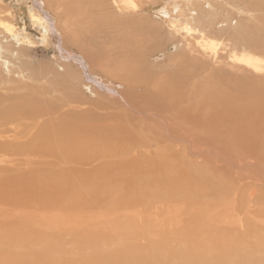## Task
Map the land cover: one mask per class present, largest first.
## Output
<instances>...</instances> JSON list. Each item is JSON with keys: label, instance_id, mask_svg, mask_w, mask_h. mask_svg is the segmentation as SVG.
I'll return each mask as SVG.
<instances>
[{"label": "rangeland", "instance_id": "374dc122", "mask_svg": "<svg viewBox=\"0 0 264 264\" xmlns=\"http://www.w3.org/2000/svg\"><path fill=\"white\" fill-rule=\"evenodd\" d=\"M52 1H54L55 6L53 10H51V14L53 15V21L51 23H54L56 25H64L63 22L67 21V24L62 28V34H60L62 39L60 41L64 42L65 39L67 40V37L65 36L72 32L73 38L70 42L74 45L71 46L69 45V43L67 44L69 51H75L80 53L81 55L83 53L87 54L88 56L91 55L89 57L97 59L100 62H108L111 64V69L114 68L112 66V62L110 61V56L112 54L111 49H114L115 47L123 46V49L126 51H122L123 53L130 52L131 55H135L132 57H130L129 55L131 59L129 57L128 58L130 61L132 60V62L127 60V63L123 61L124 58H122L121 56L114 57L118 59L120 58L118 62L122 64H128V62L131 64L133 63L134 59V64H132V66L130 65V67L135 68L134 70L138 74L140 73V76H145V74L155 76L159 75V73L164 75L163 73L168 71L171 67L175 66L173 69L178 68L186 57V50L188 49V47H191V51L188 54L189 59L197 60L199 62H204V60L206 59L205 61H209L208 64L210 63V65H213L210 66L206 62L207 67L205 68L204 72L215 74L219 72L222 75H229L232 73L233 69V75L241 74V76L243 75V78L246 75L245 81L251 79V82H253L251 85H253L255 82V86L256 83H259L258 80H256L257 77L255 76L258 75L259 79V77L264 73V69L262 70V72H257L254 69L245 66V64H239V57L251 56L252 58L260 60L262 62L261 66H264L263 54L252 51L250 52V50L244 48V44H235L233 38L230 35L233 32H235L236 35H244L245 32V34L247 35L246 31L248 25L253 24L254 19L259 18L261 15L264 18V13L260 12L259 10L256 11V8H254V12L250 10L251 8H247L248 10H245L246 7L243 5V3L241 4V0H232L237 2L235 4H230L231 0H229V2L224 0L225 3L222 0H218V3H216L217 0H213L210 6H208V3L210 1L201 0L200 2L203 5L201 3H197V6L200 5V9L201 7H203L202 12H204L202 13L199 10L201 14L199 13L197 15V13H195L199 22H196L197 20L195 21L191 19L187 21L184 17L180 16L179 10L173 11V8L171 7V5H169L170 0H125L126 3L124 5L126 6L121 5V8H124L129 12H133L134 9L136 10L137 6H140L142 10L140 14L133 13V17H127V19L126 17L124 18V16H122V18L120 15L118 17L116 16V14H114H118V12L112 11V0H108L107 2L106 0H96V2L100 4V6L95 2V0ZM117 1L119 2L120 0ZM255 1V3L264 4V0ZM30 2L31 0H0V98H3V101L1 100L2 104L7 106L11 105L12 98L13 100H15L19 97V93L20 95H22L27 93V91L31 92L35 99H44L45 97H47L48 99L52 98L55 95L53 89L57 91V87H60L62 84L66 85V77L65 74L61 72V65L64 67L66 65L68 67V64L75 65V69L77 71H81V65H79L75 59H66L67 57L62 52L60 55L59 51H57V49L55 48V45L52 41L53 39L51 37L45 38V31L43 30V28L35 25L31 17ZM221 2H223L224 6H221ZM58 3L60 4V6L58 5ZM88 4L90 5L88 6ZM96 4L102 9L96 6ZM106 4L109 5L107 6ZM214 5H216V7H214ZM106 6L110 9H107ZM92 8H95V10L92 11ZM182 8L184 9L183 6ZM107 10L112 16L113 22L110 21L111 16L108 14ZM205 10L206 12L207 10H209L207 12V15L205 13ZM213 10L215 14H213ZM92 12H94V14L92 15L95 16V18L93 17L94 21H96V23L99 25L101 24L99 26L100 30L104 29V23H106L104 24V26L107 27L108 24L114 25L117 23L114 22L115 18L121 20V22L123 23L122 29L126 30L128 28L126 30L127 34L126 32L124 34L125 36H122L121 34V36L123 37L122 39H119L121 42H106L100 36L93 37L88 34V30L86 29L89 27L88 23L92 26H95V23L92 22V19H89L91 18L89 17V15H91ZM233 12H236V14ZM78 14H81L82 18H84V15H87L88 18L86 17V19H82L78 16ZM208 15L210 16L209 18ZM211 15H214V17L212 18ZM232 15L234 17H232ZM98 16H100V18L104 16L105 20L102 19L104 20V23L102 20H99L100 18ZM262 16L260 18H262ZM138 17H140V19ZM198 17H200L201 20ZM249 17H252L251 19L253 20H250ZM210 18L214 20H209L207 22V20ZM231 18H233L234 21H232L233 19ZM137 19L143 20L138 21ZM242 20L244 23L242 22ZM248 20H250V22ZM109 21L111 23H109ZM239 22H242L243 24ZM171 23H173L172 25L176 27H172ZM112 25H110V29H114ZM120 27L121 26H119V28ZM92 28L94 30L97 29L95 27ZM64 31L65 36L63 35ZM174 31H180L181 34H175L173 33ZM211 31L214 33H212ZM221 32L223 34H221ZM209 33H212V35L210 36ZM12 34L14 35L11 36ZM189 39L191 41L190 44L188 42ZM122 40H124V42ZM203 45H206V47L204 48ZM238 47H240V49ZM80 48L82 49V53L80 52ZM9 51H14L13 55ZM87 51H89V54ZM205 51H210V53H207V55ZM55 52L57 53V55H55ZM122 52L120 53L123 54ZM177 52H179V54ZM18 54L20 56L17 57ZM234 54L237 55V61L233 56ZM209 57H211L212 60ZM175 58H177V60ZM201 59L204 60L201 61ZM213 60L217 62H214ZM3 61L6 62L5 66L11 68L13 72L9 74V71H6L5 68L2 67ZM66 61L68 62V64L66 63ZM221 61L223 63H221ZM234 62H236V64ZM19 64H21L23 72L20 71L21 68L19 69ZM15 65L17 66L15 67ZM186 65H189V63L187 62ZM230 65L234 66L232 67ZM146 66L148 69H146ZM130 67L129 69L132 70V68ZM149 68L151 71L149 70ZM161 68L164 70V72H162L163 70ZM142 69H145V72L143 71L144 73L142 72ZM243 69L245 70V72L243 71ZM239 70H241V73L238 72ZM227 72L231 73L228 74ZM57 73L60 76L58 82L54 77ZM247 75L252 78L247 79ZM241 76L238 75L237 78ZM242 77L241 79L239 78V80L244 81L242 80ZM263 78L264 77L262 76L260 77L259 81H261L258 87L251 85L248 86L252 90L247 88V84L242 83L240 85H237L239 86L237 87V92H240L239 89L241 90V92L243 90L246 92L247 89L249 90V92L250 90L252 92L254 88L264 89V84H261L264 83ZM202 79L203 77L198 79V81L200 86H202L203 88L206 85L201 83ZM84 83H86V81H84ZM239 83L241 82H238V80H236L235 84ZM104 87H106L105 89L108 90L107 88L109 87V85L106 84ZM104 87L102 89H104ZM244 87L246 88V90L244 89ZM218 88L220 89V86L215 87L214 89ZM97 90L107 96V104L105 103V105H107V108L110 107V109L107 111L108 113L110 112V110L114 112L118 109L116 108L117 105L109 106L113 104V102L111 101V103L110 100H113L112 98L115 95H110L111 92H104L102 90H99L98 88ZM203 90L204 93H208L209 91H211L209 89ZM92 98L94 97L92 96ZM119 112L123 115L120 110L118 112L116 111V113ZM110 122H112V124L115 123V121L109 120V122L106 121L105 124H110ZM262 144L263 147L261 148V152H257L254 155V158L259 161L257 162V160L252 159L253 163H257V167L253 164H250L251 166L244 165V167L242 165L241 168L237 167L235 164H237L236 160L239 155L234 148L227 147V145L223 141L220 142L216 139V141L213 140L211 142L209 138H206L201 146L192 149L193 153L189 155L190 157L187 159L186 164H170V166L168 165L166 167L165 165L167 164L164 165V163H167L169 159L166 158L165 155L163 156V158H158V155L153 154L158 159L153 158L154 156L152 155L148 156V158L150 157L149 159H154L155 162L150 165L151 168H148L150 166H147V168L146 166H143L147 174H144V168L142 166L141 171V168L138 167V164H134V169L132 168V165L122 166V164H116L115 167L114 165H109V167L106 168L103 164L98 163L100 162L99 160L98 162L90 165V167L87 165H79V167L77 166L74 168L75 170L68 167H66L67 169L63 168L62 170V167L53 163V157L46 158L45 155L44 157L40 158L38 154H32L30 156V159L39 160V163L33 165L14 164L5 169L4 167H2V161H10L11 157L0 155V168H4L3 172L2 168L0 170V257H2V260L0 261L4 264L5 262H9V264H129V262L130 264H182V259L186 258L185 262L190 261L195 262L196 264H264V192H262L264 191V143ZM154 148L155 146L151 150L154 151ZM212 152L214 154H212ZM240 155L244 156L245 154L240 153ZM129 156H123L119 159L124 162H126L128 158L134 159L133 154ZM214 156L216 159L214 158ZM47 160L52 162L51 166H47ZM160 162H162V165L164 166L161 167ZM159 163L160 165H158ZM258 163L260 165H258ZM253 166L254 168H252ZM76 168L78 169L77 173ZM216 168H219L220 170H216ZM147 169L149 170L147 171ZM157 169L160 172H163V174L165 173L164 176L163 174L158 172ZM169 169L171 170L169 171ZM197 171H201L204 174H200ZM261 171L263 172L262 174L260 173ZM151 172H153V175L151 174ZM208 172L211 175L206 174ZM71 173H73V175H70ZM167 173L170 175L169 177H167ZM172 175L175 177H173ZM67 176H69V178L71 179L70 181L67 180ZM150 176H152L153 179ZM65 177L67 179H65ZM146 177L148 178V180ZM157 177L158 180L156 179ZM161 177H166V179L164 178L165 180H163L161 179ZM171 177L173 178L169 182V180L167 179ZM220 177L221 179L224 178V180H221ZM180 178L184 179L181 180ZM173 179L181 182L178 183ZM149 180L151 181V184L148 183ZM153 180H157L158 183L153 184ZM161 180L164 182L161 183ZM167 181L169 182L168 184ZM214 181H217V183ZM218 181L220 183H218ZM171 182L173 183L171 184ZM77 183L79 184L80 189L79 186H77ZM166 184L169 186H167ZM219 185H221L220 188H222L223 190L218 187ZM224 185H227V187ZM53 187L55 189H51ZM178 189L181 190L179 191ZM184 189L186 190V192ZM235 189L237 192L234 191ZM258 189L259 191L261 190V193L259 191L256 192ZM131 190L133 191L130 192ZM221 191H223V194L221 193ZM215 192H217V194ZM239 192L240 195H238ZM241 192L242 194L244 192L246 193L244 197H242ZM250 192H253L252 195H250ZM146 194H150V197H147ZM179 194L180 196H178ZM187 194H190V196H188ZM123 195L126 196L125 199V196ZM249 195L251 196V199ZM253 195L254 197L256 195V197L254 198ZM145 196L147 198H143ZM208 196L210 197V200ZM240 197H242L243 199H241ZM10 198H13L14 200ZM196 198H198L199 200ZM243 200L244 202H242L241 204V201ZM256 200L258 201V203L256 202ZM56 202L59 203L56 204ZM133 202L135 203V205L133 204ZM248 202L249 204L252 203L250 204V207ZM205 204L207 205V207L209 206V208H207ZM119 205L123 206V209L121 206L119 207ZM70 206H72V208ZM116 207H119V209ZM144 207H146V210ZM198 218L199 220H197ZM214 221L219 225L216 226ZM234 221L236 222L233 223ZM201 223L204 226H202ZM208 224L211 225L209 226ZM224 224L226 225V227L224 226ZM245 224H247L248 226ZM129 229L130 231H127ZM228 246L230 247L228 248ZM88 247H90V249ZM83 251H85L86 253ZM185 251L187 255L185 254ZM32 259H34L35 261ZM19 261H21L22 263H20Z\"/></svg>", "mask_w": 264, "mask_h": 264}, {"label": "bare ground", "instance_id": "6f19581e", "mask_svg": "<svg viewBox=\"0 0 264 264\" xmlns=\"http://www.w3.org/2000/svg\"><path fill=\"white\" fill-rule=\"evenodd\" d=\"M103 1H105V0H103ZM107 1L108 0H106V2ZM200 1L201 0H170L169 5H171V7L173 8V11L179 10L180 16L184 17L185 20L189 21V19H191V20H195V21L197 20L196 22H199L197 19V15L200 13L199 10L202 12V8H203V7H201V9H200L199 8L200 5L197 6V3L198 4L201 3ZM205 1H210L208 3V6H210V4L213 2V0H205ZM222 1L224 2V0H222ZM226 1L229 2V0H226ZM235 1H237V0H235ZM235 1L231 0L230 4L231 3H233V4L237 3ZM95 2H96V0H95ZM223 2H221V4H222L221 6H224ZM255 2H256L255 0H241V4L243 3V5L246 7L245 10H248L247 8H251L250 10L254 12V10H255L254 8H256V11L259 10L260 12L264 13V4L255 3ZM30 3H31V8H30L31 17H32L35 25L43 28V30L45 31L44 32L45 38L51 37L53 39L52 41L55 45V48L57 49V51H59L60 55L62 52L67 57L66 59H68V60L69 59H75L77 61V63L79 65H81V71H77L75 69V65L70 64L71 65L70 66L67 62L68 60L66 61V63L68 64V67H67V65L65 67L61 65V67H62L61 72H63L65 74V77H66V85L62 84L60 87H57V91L53 89V92L55 93V95L52 98L48 99L47 97H45L44 99H35L33 94L31 92L27 91V93L22 94V95H20V93H19V97L15 100H13V98H12V100H11L12 103L10 106L2 104L3 98L2 99L0 98V155L11 157L10 161H8V160L2 161V163H3L2 167H4L6 169L10 165H14V164H16V165H33V164L39 163V160L30 159V156L32 154H38L40 156V158L44 157L45 155H46V158L53 157L54 158L53 163L62 167V170H63V168H66V167H68L70 169H74L77 166L79 167V165H82V166L87 165L90 167V165H92L95 162H98V160H99L100 162H98V163L103 164L106 168H108L109 165H114V167H115L116 164H118V165L122 164V166L123 165H132V168H133L134 164L135 165L138 164V167H140L141 171H142L143 166H146V168H147V166H150L152 163L155 162L154 159L151 160V159H149L150 157L148 158V156H151V155L152 156L158 155L159 156L158 158H163V156L165 155V157L169 159L167 163H164V165L167 164V165H165L166 167L168 165L170 166V164H172V165L186 164L187 159L190 157L189 155L193 153L192 149L198 148V146H201L206 138H209L211 142L213 140L216 141V139H217V141H220V142L223 141L227 145V147L234 148L239 155V157L236 160L237 164H235L237 167L241 168L242 165H243V167H244V165L245 166L246 165L251 166L250 164H253L254 166H256L257 163L256 164L253 163L252 159L257 160L254 158V155L257 152H261V148L263 147L262 143H264V89L254 88L253 91L251 92L252 89L249 88L248 86L251 85L253 82H251L252 81L251 79H249L248 81H245L246 75L244 78L242 77L243 75L241 76V74L233 75L234 74L233 69H232L233 74L231 72H229L231 74H229L227 72L229 75H226V74L222 75L219 72L216 74L204 72L205 68L207 67L206 66L207 61H205L206 59L205 58H204L205 60L203 59L204 62H199L197 60L189 59L188 54L191 51V47H188V49L186 50V57L184 58V61L182 62V64L178 68L173 69L175 67L174 66V67H171L166 72H164V70L162 68L161 69L163 71L158 69V70L164 72L163 73L164 75L159 73V75H155V76L148 75V74L147 75L145 74V76H140L139 75L140 73L138 74L134 70L135 68L130 67V65L132 66V64H134V59H133V63L130 64L128 62V64H126L127 63L126 61L129 60L130 57L135 56V55H131L130 52L123 53V52H126L123 49L124 48L123 46L115 47L114 49H111L112 54L110 56V61L112 62V66L114 67L111 69L110 68L111 64L108 62H106V63L100 62L97 59L89 57L91 55L88 56L87 54L83 53L82 54L84 56L83 57L78 52L69 51L67 44L69 43V45H71V46L74 45L73 43L70 42V41H72V38H73L72 32H70L67 36H65V31H64L63 35L65 37H67V40H69V41H67L66 39L64 40V42L60 41L62 39V37L60 35V34H62V28L67 24V21L63 22L64 25H59V24L56 25L54 23L53 24L51 23L53 21L52 20L53 15L51 14V10H53V8L55 6L54 1H52V0H31ZM125 3H126L125 0H120L119 2L117 0H112V4H111L112 11L118 12V14L114 13V14H116V16H118V17H119V15L121 17L124 16V18L126 17V19H127V17H129V18L133 17V15H132L133 13L140 14L142 12L140 6H137L136 10L134 9L133 12H129L126 9L121 8V5H124ZM204 3H206V2H204ZM216 3H218V0ZM90 4H88V6ZM97 4H99V3H97ZM97 4H96V6H98ZM58 5L60 6L59 3H58ZM118 5H119V7H118ZM216 5H214V7H216ZM99 6H100V4H99ZM107 6H106V8H107ZM124 6H126V5H124ZM182 6L184 7V9L182 8ZM98 7H96V8H98ZM104 7H105V5H104ZM217 7H219V6H217ZM31 9H32V11H31ZM100 9H102V8H100ZM107 9H110V8L108 7ZM205 9H207V8H205ZM94 10H95V8L92 11H94ZM220 10H221V7H220ZM250 10H249V12H250ZM208 11L209 10H207V12ZM222 11H223V9H222ZM85 12H86V10H85ZM207 12L205 10L206 15H207ZM227 12H230V11H227ZM195 13H197V15H195ZM210 13H211V11H210ZM219 13H221V12H219ZM233 13L236 14V12H233ZM92 14H94V12H92L91 15H89V17H91L89 19H92V22L95 23V26H92L91 24L88 23L89 27L86 29L88 30L87 32L89 35H91L93 37L100 36L106 42L107 41L108 42L111 41V43L121 42L119 39L123 38L122 36L125 34L126 30L128 29V28L126 30L122 29L123 23L121 22V20H118L117 18H115L117 21L114 19V22H117V23L116 24L113 23L115 26L110 24L114 28V29H110L109 28L110 25L108 24V21H107L108 26L107 27L104 26V24H106V23H104V20H105L104 16L102 18H100V16H98L100 18L99 20L104 19V20H102L104 23L103 24L104 29L100 30L99 26L101 24L99 25L96 23V21H94L95 16H93ZM108 14H109V11H108ZM213 14H215L214 10H213ZM78 16L82 18L81 14H78ZM216 16H218V15H216ZM83 17L84 18H82V19H86V17L88 18L87 15H84ZM107 17H109V16H107ZM209 17L210 16L208 15V18ZM213 17H214V15L212 16V18ZM232 17H234V16L232 15ZM241 17H243V16H241ZM260 17L257 19H254L253 24H249L248 27L246 26L247 27V31H246L247 35L245 34V32H244V35H241V34L236 35L235 32H233L230 35L233 38V41L235 44H237V45H240L239 43L244 44L245 45L244 48L250 50V52L251 51L252 52H258V53L264 55V18H263V16H262V18H260ZM110 18H111V20H110ZM110 18H109V20L111 22H113L112 16ZM138 18L140 19V17H138ZM198 18L200 19V17H198ZM251 18H250V20H253ZM139 19H137V20L138 21L143 20V19H141V20H139ZM231 19H233V18H231ZM209 20L211 21L214 19L210 18L207 20V22ZM250 20H248V21L250 22ZM110 21H109V23H111ZM232 21H234V19ZM242 22H243V20H242ZM242 22H239V23H242ZM200 23H202V22H200ZM172 24L173 23H171L172 27H176V26H173ZM203 24H205V23H203ZM119 26H121V27L119 28ZM203 26H205V25H203ZM208 26H209V24H208ZM208 26H206V27H208ZM216 26H218V25H216ZM216 26H215V28H216ZM83 27H84V25H83ZM92 27H95L97 29L94 30ZM199 28H201V27H199ZM203 29H204V27H203ZM205 29H208V28H205ZM209 29H211V28H209ZM173 33L181 34L180 31H174ZM207 33H208V30H207ZM212 33H214V32H212ZM212 33L211 34L209 33L210 36L212 35ZM48 34H50V35H48ZM121 34H122V36H121ZM126 34H127V32H126ZM221 34H223V33L221 32ZM13 35L14 34H12L11 36H13ZM215 35H216V33H215ZM122 41L124 42V40H122ZM235 41H237V42H235ZM188 42H189V44L191 43L190 39L188 40ZM192 44H193V42H192ZM203 47L205 48L206 45H203ZM238 48L240 49V47H238ZM81 50L82 49L80 48V52L82 53ZM9 52L13 55L14 51H9ZM87 52L89 54V51H87ZM120 52H122L123 54H121ZM177 53L179 54V52H177ZM207 53L209 54L210 51L209 52L207 51L206 54ZM55 55H57V53ZM129 55H130V57H129ZM200 55H201V53H200ZM18 56H20V55L18 54L17 57ZM114 56H116V57L121 56L122 58L125 59V60L123 59V61L126 63L122 64V63L118 62L120 58L118 59V58H115ZM165 56H166V53H165ZM233 56L236 58V61H237V55L234 54ZM209 58L212 60L211 57H209ZM111 59H113V60H111ZM175 59L177 60V58H175ZM238 59L240 61L239 64L240 63H242L243 65L245 64V66L250 67L257 72H262V70L264 69L263 68L264 66H261L262 62L258 59L252 58L251 56H241ZM159 60H161V59H159ZM203 60L201 59V61H203ZM164 61H167V60H164ZM218 61H219V59H218ZM226 61H227V59H226ZM72 62H73V60H72ZM130 62H132V60ZM139 62H138V64H139ZM180 62H181V60H180ZM187 62L189 63V65H186ZM208 62H207V64H208ZM214 62H217V61H214ZM5 63L6 62L3 61L2 67L5 68L6 71H9V74H10L13 71L11 68L6 67ZM77 63H76V65H77ZM221 63H223V62L221 61ZM234 63L236 64V62H234ZM160 65H161V63H160ZM208 65H210V63ZM16 66L17 65H15V67ZM144 66H145V64H144ZM147 66H149V65H147ZM147 66H146V69H148ZM164 66H165V64H164ZM210 66H213V65H210ZM230 66L233 67L234 65H230ZM18 67L20 69L21 64H19ZM129 67L132 68V70L129 69ZM238 68H239V66H238ZM22 69L23 68H21L20 71H22ZM244 69H243V71L245 72L246 69L245 70ZM112 70H113V73H112ZM149 70H150V68H149ZM143 71L145 72V69L144 70L142 69V72ZM221 71H223V70H221ZM240 71L241 70H239L238 72L241 73ZM247 71H249V70H247ZM214 72H215V70H214ZM51 73H52V71H51ZM54 73H56V72H54ZM225 73H226V70H225ZM238 75L241 76L242 80H244L245 82L239 80V78L241 79V77L237 78ZM263 75H264V73H263ZM263 75H261V76L264 77ZM54 77H55L56 81L58 82L59 81L58 79H60L59 74L57 73L56 76H54ZM201 77H203V79L201 80V83H203L204 85L209 86L211 88L206 87V86L202 88V86H200L198 79H200ZM255 77H257V79L256 78L255 79L258 80V82L260 83V81H261V80L259 81L260 77H259V79H258V75H256ZM248 78H252V77L248 76L247 79ZM31 80H32V78H31ZM236 80H238V82H241V83L235 84ZM84 81H86L87 84L84 83ZM54 83H56V82H54ZM242 83L247 84L246 85L247 88L251 89L250 92L248 89H247L248 92L247 91L245 92L244 90H243L244 92L243 91L241 92L240 89H239L240 92H237L238 91L237 87H239L237 85H240ZM259 83H256V86H255V82H254V84L251 86L258 87L260 85ZM106 84L109 85V87L107 88L108 90H106L105 89L106 87H104ZM218 84H220V85H218ZM261 84H264V83H261ZM102 86L104 87V89H102L103 88ZM219 86H220V89L219 88L214 89L215 87H219ZM96 87L99 90H102L104 92L105 91L108 93L111 92L110 95L111 94L113 96L115 95L114 96L115 98L114 97L112 98L113 100H110L108 98L110 100V102L111 101L113 102V104H111L109 106L117 105V107L116 106L115 107L118 108L123 113V115L120 112L116 113V111L117 112L119 111L118 109L114 111L115 113L112 110H110L109 113L107 112L110 109V107L107 108V105H105V103L107 104V99H106L107 96L102 94L101 92H99ZM245 87H244V89L246 90ZM203 89H209L211 91L208 90L209 92L206 91L208 93H204ZM90 95H92L94 98H92V96H90ZM120 101H121V103H120ZM109 120H111V121L113 120V121H115V123L112 124V122H110V124H108V123L105 124L106 121L109 122ZM154 146H155L154 151H152L151 149ZM240 153H243L245 155L242 156V155H240ZM132 154L134 156V159L128 158L126 160V162L121 161L119 159L120 157H123V156L126 157V156H129ZM212 154H214V153L212 152ZM135 158H137V159H135ZM153 158L158 159L155 156ZM214 158H215V156H214ZM110 159H114V160H110ZM226 161H228V160H226ZM258 161L259 160H257V162ZM46 162H47V166L52 165L51 161L47 160ZM160 163H161V167L164 166V165H162L163 164L162 162H160ZM160 163L158 165H160ZM229 164H230V162H229ZM258 165H260V164L258 163ZM188 166H186V167H188ZM254 166L252 168H254ZM105 167H103V168H105ZM161 167H159V168H161ZM1 168H0V170H1ZM4 168H2V172H3ZM111 168H113V167H111ZM124 168H125V166H124ZM132 168H130V169H132ZM148 168H151V166ZM218 169L216 168V170H218ZM77 170L78 169L76 168V173H77ZM148 170L149 169H147V171ZM170 170L171 169H169V171ZM236 171H237V169H236ZM158 172H160V171L158 170ZM197 172L200 174H204L201 171H197ZM160 173L163 174V172H160ZM219 173H220V171H219ZM260 173L262 174L263 172L261 171ZM81 174H82V172H81ZM81 174H79V175H81ZM144 174H147L145 172V168H144ZM151 174L153 175V172H151ZM164 174H163V176H164ZM206 174H210V173L208 172ZM70 175H73V173H71ZM84 175H86V174H84ZM193 175H194V173H193ZM219 175H221V174H219ZM169 176L170 175L168 174L167 177H169ZM224 176H225V174H224ZM150 177H152V176H150ZM162 177H161V179H163V180L166 179V177H164L165 179ZM173 177H175V176H173ZM173 177L168 178L167 180H169V182H170V180ZM67 178L65 177V179H67L69 181L71 180L69 178V176H67ZM84 178H85V176H84ZM152 179H153V177H152ZM152 179H151V181H152ZM156 179L158 180V177ZM183 179H181V180H183ZM220 179H221V177H220ZM147 180H148V178H147ZM157 180L156 181L153 180V184L158 183ZM173 180L175 181L176 179H173ZM221 180H224V178ZM80 181H81V179H80ZM151 181L149 180L148 183L151 184ZM160 182L163 183L164 181L161 180ZM169 182L167 181V184ZM177 182L180 183L181 181L180 182L177 181ZM214 182L217 183V181H214ZM172 183L173 182H171V184ZM174 183H176V182H174ZM218 183H220V182L218 181ZM261 183H263V182H261ZM225 184H226V182H225ZM227 185H224V186L227 187ZM77 186H79V184ZM167 186H169V185H167ZM167 186H166V188H167ZM220 186L221 185H219L218 187L220 188ZM150 187H149V189H150ZM254 187H256V186H254ZM209 188H211V187H209ZM209 188H208V190H209ZM229 188H231V187H229ZM51 189H55V188L53 187ZM79 189H80V186H79ZM172 189H173V187H172ZM220 189L223 190L222 188H220ZM132 191L133 190H131L130 192H132ZM234 191H236V189ZM258 191H259V189L256 192H258ZM185 192H186V190H185ZM222 192L223 191H221V193ZM262 192H264V191H262ZM123 193H126V192H123ZM157 193H159V192H157ZM171 193H172V191H171ZM215 193L217 194V192H215ZM228 193H229V191H228ZM252 193L250 192V195H252ZM153 194H154V192H153ZM245 194H246L245 192L243 194L241 192L242 197H244ZM254 194H256V193H254ZM149 195H147V197H150ZM238 195H240V192L238 193ZM250 195H249V197L251 199ZM73 196H74V194H73ZM123 196H125V195H123ZM137 196H135V197H137ZM166 196H167V194H166ZM178 196H180V194ZM184 196H185V194H184ZM188 196H190V194ZM127 197H128V195H127ZM147 197L145 196L143 198H147ZM152 197H153V195H152ZM211 197H213V196H211ZM242 197H240V198L243 199ZM253 197H254V195H253ZM255 197H256V195H255ZM263 197H264V195H263ZM120 198H121V196H120ZM120 198H118V199H120ZM125 198H126V196L124 197V199ZM202 198H203V196H202ZM232 198H233V196H232ZM10 199L14 200L13 198H10ZM49 199H51V198H49ZM166 199H167V197H166ZM177 199H181V198H177ZM196 199H198V198H196ZM201 199H200V201H201ZM182 200H184V199H182ZM204 200H206V199H204ZM209 200H210V197H209ZM244 200L241 201V204H242V202H244ZM197 201H196V203H197ZM37 202H38V200H37ZM148 202H150V201H148ZM256 202L258 203L257 200H256ZM58 203L56 202V204H58ZM133 204L135 205L134 202H133ZM144 204H143V206H144ZM212 204H211V206H212ZM248 204H249V202H248ZM250 204H252V203H250ZM250 204H249V207H250ZM36 205H37V203H36ZM260 205H263V204H260ZM120 206L121 205H119V207ZM254 206H255V203H254ZM66 207H68V206H66ZM70 207L72 208V206H70ZM119 207H116V208L119 209ZM121 207L123 209V206H121ZM140 207H141V205H140ZM146 207H144L145 210H146ZM206 207H207V205H206ZM261 207H263V206H261ZM207 208H209V206ZM131 209H133V208H131ZM148 209H150V208H148ZM236 210H238V209H236ZM249 212H250V210H249ZM205 214H203V215H205ZM250 214H249V216H250ZM207 218H208V216H207ZM189 219H190V217H189ZM252 219H254V218H252ZM138 220H139V218H138ZM197 220H199V218ZM205 220H206V218H205ZM235 222L236 221H234L233 223H235ZM241 223H243V222H241ZM215 224H216V222H215ZM201 225H202V223H201ZM217 225H219V224H216V226ZM220 225H221V223H220ZM245 225H247V224H245ZM190 226H192V225H190ZM202 226H204V225H202ZM224 226L226 227L225 224H224ZM244 229H245V227H244ZM127 231H130V229ZM182 235H183V233H182ZM229 247L230 246H228V248ZM88 248L90 249V247H88ZM106 250H105V252H106ZM54 252H56V251H54ZM83 252H85V251H83ZM232 252H234V251H232ZM221 253H222V251H221ZM185 254H186V251H185ZM47 255H48V253H47ZM57 255H60V254H57ZM0 258H1L0 260H2V257H0ZM5 258H7V257H5ZM50 258H51V254H50ZM3 260H5V259H3ZM32 260H34V259H32ZM226 260H227V258H226ZM185 261H186V258L182 259V264H196L195 262H190V261L185 262ZM217 261H218V259H217ZM19 262L22 263L21 261H19ZM120 262H121V260H120ZM0 263L4 264L1 261H0ZM5 264H9V262L8 263L5 262ZM10 264H12V263H10ZM24 264H26V263H24ZM129 264H130V262H129Z\"/></svg>", "mask_w": 264, "mask_h": 264}]
</instances>
